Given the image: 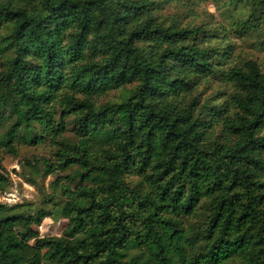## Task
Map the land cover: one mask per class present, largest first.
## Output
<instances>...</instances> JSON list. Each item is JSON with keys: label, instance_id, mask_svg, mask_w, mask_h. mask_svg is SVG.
Returning a JSON list of instances; mask_svg holds the SVG:
<instances>
[{"label": "trees", "instance_id": "1", "mask_svg": "<svg viewBox=\"0 0 264 264\" xmlns=\"http://www.w3.org/2000/svg\"><path fill=\"white\" fill-rule=\"evenodd\" d=\"M195 1L0 0V150L49 144L22 167L56 176L0 204V264H264V60L183 24ZM224 7L264 50V0Z\"/></svg>", "mask_w": 264, "mask_h": 264}, {"label": "rangeland", "instance_id": "2", "mask_svg": "<svg viewBox=\"0 0 264 264\" xmlns=\"http://www.w3.org/2000/svg\"><path fill=\"white\" fill-rule=\"evenodd\" d=\"M229 0H198L189 5L192 11L183 8V13L180 16L183 19V24H196V25H216L223 26L225 28V34L227 37L226 45H230L234 48V55L231 57L232 61H239L240 59H257L259 61L264 60V50L257 45V34H253L251 37H242L230 31L223 22L224 12L228 15H234V12L238 10H226L224 2ZM220 7V8H219ZM241 7V6H240ZM179 11V8H177ZM176 12L175 10L172 11ZM223 12V13H222ZM223 35V34H222ZM221 44H224V40L221 39ZM223 88V85L217 80H212L209 83L204 84L197 93L201 94L203 100L213 98L217 95L219 90ZM119 96V93H113L108 100H115ZM17 155H13L5 150H0V161L3 166V173L9 177L10 184L6 190L0 191V204H6L8 206H14L17 204H32L33 206H42L44 195L49 194L50 184L56 179V176H44V173L39 175H29V169H23V164L26 159L38 158H50L52 157L53 147L49 144L40 146H17ZM32 178L36 184L30 183L28 180ZM27 209V208H26ZM25 209V210H26ZM67 226L65 219L55 220L54 218H47L43 221L40 227H35L42 237L61 236Z\"/></svg>", "mask_w": 264, "mask_h": 264}]
</instances>
